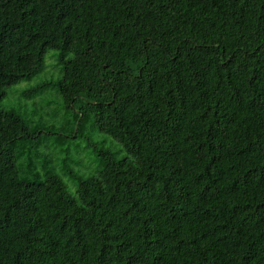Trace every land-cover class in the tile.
I'll return each mask as SVG.
<instances>
[{"label":"trees","instance_id":"1","mask_svg":"<svg viewBox=\"0 0 264 264\" xmlns=\"http://www.w3.org/2000/svg\"><path fill=\"white\" fill-rule=\"evenodd\" d=\"M51 51L21 97L57 88L92 176L3 105ZM0 264H264V0H0Z\"/></svg>","mask_w":264,"mask_h":264},{"label":"rangeland","instance_id":"2","mask_svg":"<svg viewBox=\"0 0 264 264\" xmlns=\"http://www.w3.org/2000/svg\"><path fill=\"white\" fill-rule=\"evenodd\" d=\"M57 52L51 51L46 55V69L45 71L32 79L29 82H24L20 85L14 86L10 90L8 98L3 102L4 107L13 106L17 109H24L29 113L31 119L37 124H44L43 128L49 129V132H55L56 135H47L45 138L48 142L52 141L53 138L57 140L64 139V146L55 150L58 155V152L65 147H69L70 151V160L69 165L72 170L78 174H82L84 177L92 176L98 168V158L96 157L93 148L87 146L88 142L76 141L61 135L63 133L62 124L64 123L62 119L58 118L57 115L51 116L52 112L60 110L57 101L59 100L57 88H48L43 95L37 99L24 100L21 97L23 91H29L35 89L37 86L42 84L45 81L55 82L60 76L62 65L59 63ZM52 111V112H49ZM61 117V116H60ZM58 132V133H57ZM86 135H91L94 139L92 141L98 142L103 148H109L114 153L119 149V146L106 135H102L100 132H87ZM107 139L105 143H102L100 140ZM44 148L40 150V153L48 156L49 159L53 158L50 151H43ZM64 151V150H63ZM59 152L60 158H65V152ZM72 163V165H71ZM61 168H58L60 173ZM64 174V173H63ZM65 180L70 181V178L67 173H65ZM71 190L75 191L74 183H69Z\"/></svg>","mask_w":264,"mask_h":264}]
</instances>
